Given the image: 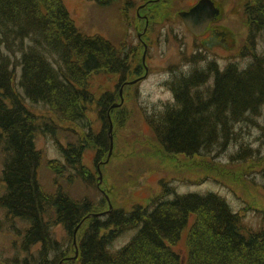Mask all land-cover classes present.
<instances>
[{
	"label": "trees",
	"instance_id": "1",
	"mask_svg": "<svg viewBox=\"0 0 264 264\" xmlns=\"http://www.w3.org/2000/svg\"><path fill=\"white\" fill-rule=\"evenodd\" d=\"M93 1L109 5L114 0ZM152 2L146 3L153 9ZM245 14L250 44L255 46L257 35L264 33V0H248ZM49 49L52 57L58 54V65L49 59ZM254 57L244 69L234 64L223 71L216 69L206 98L201 90L202 72L174 85L175 105L149 120L167 152L204 154L223 136L227 139L235 123L262 113L264 53ZM129 58L130 52L107 38L80 31L63 0H0V135L6 186L0 205L8 214L29 222L21 244L27 254L22 264H70L74 260L77 264H264V227L246 231L241 215L216 192L177 193L162 179L163 192L150 204L108 210L104 209L108 208L106 196L97 203L74 199L61 186L53 193L42 188L38 179L42 153L36 134L48 133L59 146L60 157L49 161L56 176L64 175L68 165L71 175L86 178L89 171L83 158L88 145L85 140L70 141L67 146L59 142L58 120L77 125L93 104L108 125L114 95L106 92L97 98L89 89V76L104 70L126 78ZM27 101L45 104L51 117L40 120ZM93 138L100 144L98 159L111 139L104 129ZM248 148L235 153L233 160H244ZM55 224L64 226L66 243L56 239ZM187 227L184 262L175 245ZM130 230L136 232L118 247L115 242Z\"/></svg>",
	"mask_w": 264,
	"mask_h": 264
},
{
	"label": "rangeland",
	"instance_id": "2",
	"mask_svg": "<svg viewBox=\"0 0 264 264\" xmlns=\"http://www.w3.org/2000/svg\"><path fill=\"white\" fill-rule=\"evenodd\" d=\"M63 1L80 31L87 35H103L117 48L126 49L130 52L131 65L126 78L122 73L104 70L89 76V89L97 98L106 92L114 95L117 106L111 114V132L110 123L104 124L99 107L93 104L85 112L86 119L78 121L77 125L58 120L59 142L67 146L70 141L85 140L88 145L83 158L89 171L86 178L71 175L72 169L68 165L64 175L56 176L49 161L60 157L59 146L48 133L36 134V144L42 153L38 166L42 188L53 193L61 186L74 199L86 198L97 203L106 193L107 206L110 200L114 208L130 210L135 203L150 204L154 197L160 196L163 179L177 193L217 192L241 215L246 231L264 227V108L261 114L235 123L230 136L227 139L223 136L222 141L205 150L204 154L167 152L149 124L152 117L175 105L172 82L178 83L199 70L196 74L202 72L201 90L206 98L208 87L214 85L215 73L212 74L211 68L218 67L223 71L234 64L239 70L244 69L254 60L255 53H264L263 32L257 35L255 46L250 44L245 14L248 0H216L221 8L218 22L225 32L227 48H204L202 38L195 37L179 16V11L190 8L197 0H160L152 4L153 9L144 8L141 14L150 18L146 31V23L138 18V11L148 0H114L109 5L93 0ZM48 53L49 59L58 65V54L52 57L51 49ZM17 71L21 74V66ZM26 103L30 110L40 115V120L51 117L45 104ZM102 129L112 136L113 148L109 153L110 147H104L96 159L100 144L93 136ZM245 147H249L244 152L246 158L233 160V155ZM4 162L3 137L0 135V196L6 190ZM0 221V264H22L21 260L27 254L21 244L29 222L8 214L1 205ZM52 230L59 242L68 241L63 225L55 224ZM133 231L136 232L130 230L115 244L120 246L128 242ZM187 231L175 245L184 262L188 254ZM82 233L83 230L78 232L79 237ZM38 247L39 244L33 247L34 253ZM70 256H73L72 252ZM70 264L77 263L74 260Z\"/></svg>",
	"mask_w": 264,
	"mask_h": 264
},
{
	"label": "water",
	"instance_id": "3",
	"mask_svg": "<svg viewBox=\"0 0 264 264\" xmlns=\"http://www.w3.org/2000/svg\"><path fill=\"white\" fill-rule=\"evenodd\" d=\"M213 0H200L195 6L189 10H183L179 13L181 18L187 24L189 29L195 34H201L217 14ZM207 45H213L212 42L205 41ZM112 124L110 126V132ZM113 148V138L111 137V151ZM100 178L102 176L100 175Z\"/></svg>",
	"mask_w": 264,
	"mask_h": 264
},
{
	"label": "flooded vegetation",
	"instance_id": "4",
	"mask_svg": "<svg viewBox=\"0 0 264 264\" xmlns=\"http://www.w3.org/2000/svg\"><path fill=\"white\" fill-rule=\"evenodd\" d=\"M194 4H195V2L192 5H194ZM216 6L219 8V14L216 17V19L208 25V27L204 31L202 37L204 39L209 38V37H213V38L215 37L213 40H215L217 42H221L222 46H227L228 42H227V39L225 36V32L222 30L221 25L218 22V20L220 19V16H221V8H220V6H218L217 3H216ZM144 15L146 16V19L148 20L147 24L149 26V18L146 14H143V15L141 14V16H144Z\"/></svg>",
	"mask_w": 264,
	"mask_h": 264
}]
</instances>
